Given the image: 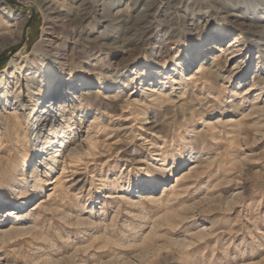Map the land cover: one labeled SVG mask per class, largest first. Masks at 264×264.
<instances>
[{"label":"rangeland","instance_id":"1","mask_svg":"<svg viewBox=\"0 0 264 264\" xmlns=\"http://www.w3.org/2000/svg\"><path fill=\"white\" fill-rule=\"evenodd\" d=\"M39 1L5 0L12 14H0V31L17 27L8 26L16 17L26 22L19 41L0 42V79L15 71L14 60L52 51L51 62L66 70L55 96L68 102L46 127V163L34 148L36 115L27 119L28 182L8 177L0 210L21 207L3 225L18 219L34 234L0 250V264H264V0H176L165 12L155 0L48 2H64L60 17ZM87 6L91 18L77 27ZM59 43L66 59L56 55ZM86 45L99 47L101 60L88 58ZM199 47L209 64L227 56L212 88H201L205 77L197 86L188 79ZM192 52L190 67L177 66ZM43 72L28 66L17 71L20 81L9 80L8 97L17 91L24 101L20 113L33 109L29 79ZM97 96L111 107H87ZM4 145L0 177L12 155ZM183 171L190 179L176 195ZM34 173L44 179L38 194Z\"/></svg>","mask_w":264,"mask_h":264},{"label":"bare ground","instance_id":"2","mask_svg":"<svg viewBox=\"0 0 264 264\" xmlns=\"http://www.w3.org/2000/svg\"><path fill=\"white\" fill-rule=\"evenodd\" d=\"M51 1L53 2V4L56 2L59 3V0H49V1L48 0H40L39 2L41 4H43V6H45L44 10L47 11V15H51V16L55 15L56 17L57 16L60 17L59 15H62L63 12H62V9H59L58 7L64 5V2H60L61 5H59V6L55 5L56 7L55 6L52 7L51 6L52 4L50 6H49V4L47 5V3L51 2ZM173 1H176V0H155V2L153 4H160V6L162 5L161 10L163 8V11L165 12L167 10L166 5L168 4V6H170ZM3 4H5V0H0V14L1 13L3 15L8 14L7 17H10L12 14L11 8H9V6H7V5L3 6ZM87 4H88V2H87ZM90 7L91 6H87L84 9L86 11L83 13V15L78 16V18L74 21V23H76L77 27L78 26L81 27L84 24V21L91 18V12L89 11ZM12 22L13 23H10V24L8 23L9 24L8 26H17V27H15L14 29L9 28L10 30L7 32L6 31L5 32L0 31V42H1V40H8L10 43H15L21 39V37L23 35V26L26 22V18L16 17L15 20ZM1 23H2V20L0 21V25H1ZM225 24L226 23H224L223 25H225ZM115 28H116V26H115ZM65 32H67V30ZM262 32L264 34V28H263ZM67 35H71L72 37H74L77 35V33H75V30L72 28L67 32ZM78 40H80V39H78ZM119 40L122 41L123 44L127 43V41L125 42V40L122 38H119ZM237 42H238V40L233 41L232 45L236 44ZM189 46H190V44H186L183 48L186 49V48H189ZM62 48H65V46H62L61 43L56 45V47H55L56 55H59V56L61 55L62 59H66L67 54L61 52L63 50ZM190 49L191 48L186 49V51H188V50L190 51ZM197 50H200V51L197 53L199 63L194 68V70H196V73L191 74L188 79L190 81V84L197 86L198 80L205 77L207 81L205 82V85L202 86L201 88L202 89L212 88L213 86H215L217 84L218 79L221 78L220 77L221 69H223V67L226 63V60H227L226 57L227 56L225 57L224 55H221V54L213 55L212 63L209 64V62L211 60L207 61L208 57H206L204 59L200 58L203 55L202 53L205 50H201V47H199ZM35 52L36 53H34V57H32V58L29 57L23 62L25 64H18L14 60L12 63L15 66V71H13L11 73L10 77L9 76L7 77L4 74V75H2V77L0 79V86H4V90L0 91V93H2L1 97H0V146L5 143L3 149L12 153V155H10V157H8L6 159V162L2 168L3 173L1 175H4V174H6V175L4 177H0V199L5 194L3 192V190H6L7 187L8 188L12 187V185H11L12 182L10 180H8V177H11V176L14 177L16 174H17V176L20 175V177H21L20 179H18L16 176L14 178V180H16L17 183L22 184L23 187H26L25 185L28 182V177L25 173L26 164L28 162V156L25 154V146H26V143L29 142V137H30V133L27 130V119L33 113L36 115V121L34 123V126H36V127L33 131V134L35 135L34 148L36 149L37 146L40 147L39 148L40 149V156L38 157V159L40 162L43 161L44 163H46V159H47V156L49 154V150H47V149L50 146L49 136L46 134L47 133L46 127H47V125H49L50 122L54 121V118L57 116L58 111L62 112V115H64L63 111H65L67 108L66 104L68 101L67 100L65 101L66 98L61 96V95L55 96L56 90H57L55 88L59 84V82L61 81L58 79L60 78V75L62 73L66 72V70L63 69V67L61 68L59 66L58 67L55 66L51 62L52 51L37 49V50H35ZM57 52H59V54ZM84 52H85V54H87L88 58L95 56L96 60H101V58H100L101 49H99V47H97V46L93 47L92 45H86ZM192 53L194 56L193 59L181 60V62L177 63V66L184 67V69L190 67L191 64H193V62L195 61V56H196L195 52H192ZM59 63H60V66H64L63 61H61ZM166 64L167 63L165 62L164 65H166ZM28 66L34 67L37 69L42 68L43 70H45V72L42 73V75L40 76V79L38 81H37V79H36V81L33 78L31 79V77L29 79V84L30 83L35 84L36 87H29L30 93L28 95V98H29V101H31V103H32L33 109L30 110L28 115H25V113H24L25 111L23 113L19 112L20 107H23L24 110H25V108H24V101L21 99V96L19 94H17V91H15L13 93L14 96L12 98H9L8 94L11 92L9 89V83H10L9 80L11 78H14L17 81H20L19 77L17 75V71L19 73H21V70L25 69ZM90 71L96 72L98 74L101 73L100 76L103 75V69L101 67H99V68L98 67H92ZM70 76H71V79H73V77H75V73H71ZM100 76L98 78L99 80L102 79ZM113 76H114V81H115L117 79V77L115 75H113ZM94 92L98 95L101 92V89L99 88V89H97V91H94ZM89 93H90V91H89ZM38 95H41L42 96L41 99L45 100V102H44L45 105L42 108V110L40 109L41 111L38 108L39 104H40L39 98L37 97ZM60 97H61V99H59ZM86 104H87V107L95 106V107H97V109L101 108L102 106L111 107V102L108 103V102L102 101L98 96L94 99L91 97H88V102ZM9 105L10 106L16 105L15 111H13V113H12L13 115H9V113L7 114L6 109H8ZM68 105H69V103H68ZM1 107L3 109H1ZM28 109H29V107H28ZM99 146L102 148H107L110 145L109 144L107 145L106 143L102 142L101 144H99ZM13 150H14V152H12ZM34 170L35 171L37 170L35 166H34ZM0 171H1V169H0ZM188 173L189 172H187V171L186 172L183 171L182 176L177 175L178 177L176 180V184L171 187V189L174 188V190H173L174 194H176V195L180 194V192H178V190H176V189H178V187L182 185L181 182L187 181L188 179H190V176H188ZM34 178L37 181L38 185L36 186V189L34 190V192H32V194H38V190L43 187L44 179L40 173H36L34 175ZM4 187H6V188H4ZM150 198H152V197H150ZM24 201H25V199H22L20 201V203L23 206L26 205V202H24ZM38 207H39V205H38ZM17 209H19V211H17ZM20 209H21V207L15 206L12 208L0 210V239L2 238V245L0 246V250H7V248H9L10 246H13V244L20 241V240H18V237L25 235V234H32L33 233L32 229L24 230V229H20L19 227H17L18 225L16 224V222L18 219L16 221H13V223H10L11 226L9 229L7 228V226L3 225L4 222L8 218L14 216L15 214H20Z\"/></svg>","mask_w":264,"mask_h":264}]
</instances>
